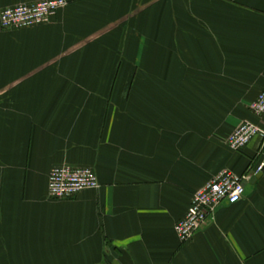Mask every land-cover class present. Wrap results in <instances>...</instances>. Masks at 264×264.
<instances>
[{"label":"crops","instance_id":"0c3cea01","mask_svg":"<svg viewBox=\"0 0 264 264\" xmlns=\"http://www.w3.org/2000/svg\"><path fill=\"white\" fill-rule=\"evenodd\" d=\"M39 0H0V11ZM264 88V0H68L0 29V264H264V169L187 242L175 224ZM100 186L52 199L53 167Z\"/></svg>","mask_w":264,"mask_h":264},{"label":"built area","instance_id":"2783aa9c","mask_svg":"<svg viewBox=\"0 0 264 264\" xmlns=\"http://www.w3.org/2000/svg\"><path fill=\"white\" fill-rule=\"evenodd\" d=\"M68 0H39L6 7L0 11V29H18L52 22L59 9L66 7ZM250 108L257 117L264 115V88L258 93ZM255 137L264 142V126L253 120H244L228 136L230 149L238 151ZM264 169V162L257 167H248L243 173L228 168L220 170L192 197L186 215L175 224V232L182 242L191 240L194 234L213 215L222 202L237 203L246 192V182ZM100 186L95 170L87 166L62 164L51 169L48 192L52 199H68L86 189Z\"/></svg>","mask_w":264,"mask_h":264},{"label":"rangeland","instance_id":"374dc122","mask_svg":"<svg viewBox=\"0 0 264 264\" xmlns=\"http://www.w3.org/2000/svg\"><path fill=\"white\" fill-rule=\"evenodd\" d=\"M251 103H252V102H251ZM251 103L249 104V111H252L251 108H250ZM253 114H254V113H253ZM245 120H251V119H245ZM243 121H244V120H242L241 122H243ZM241 122H240V123H241ZM240 123H239V124H240ZM257 123H259V122H257ZM239 124H238V125H239ZM238 125H237V126H238ZM237 126H236V127H237ZM236 127H235V128H236ZM235 128H234V129H233V130H232V131H231V132H230V133L224 138V141H225V142H226L228 136H229V135L235 130ZM226 144H227V142H226ZM227 146H228V145H227ZM228 147H229V146H228ZM257 166H258V165H257ZM257 166H255V167H257Z\"/></svg>","mask_w":264,"mask_h":264}]
</instances>
